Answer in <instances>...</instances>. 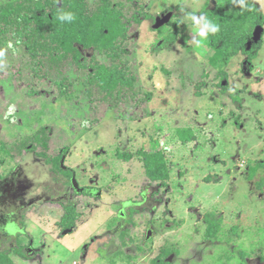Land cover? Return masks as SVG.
<instances>
[{
    "label": "rangeland",
    "instance_id": "rangeland-1",
    "mask_svg": "<svg viewBox=\"0 0 264 264\" xmlns=\"http://www.w3.org/2000/svg\"><path fill=\"white\" fill-rule=\"evenodd\" d=\"M14 1L0 0V5ZM253 1L264 16V0ZM204 8H211L209 0H154L151 19L136 28L131 58L138 78L135 90L152 95L145 107L148 116L139 120L131 117V106L128 114H117L110 101L91 102L84 80L75 81L64 97H57L48 81L18 89L12 81L23 54L13 53L3 41L7 51L0 59V174L21 167L25 175L51 178L43 160L18 149L47 127L46 154L57 156L68 146L65 165L75 171L81 186L100 190L92 198L75 197L81 218L68 232L55 224L61 215L57 205L32 208L21 220H12L22 232L8 233L23 234L24 242L33 241L31 249H41L26 258L12 256L15 264H151L165 248L173 251L167 264H236L241 251L250 253L248 264H264L254 258L264 254V185L258 188L264 173L245 181L247 164L264 159V35L250 76L243 70L245 57L237 55L225 68L228 78L222 89L216 70L199 52L183 47L195 46L193 41L199 39L191 22L182 20L184 13L201 15ZM165 11H172L170 23L153 30L154 18ZM175 22L186 26L182 38L155 51ZM66 74L77 78L74 72ZM31 88L48 96L29 97ZM237 89L241 109L229 97ZM94 118L99 123L89 131L80 127ZM179 128H191L196 140L182 145L175 134ZM157 150L163 152L169 171L166 187L145 179L138 158L139 151ZM123 154L130 160H123ZM56 175L70 179L57 169ZM206 177L213 180L207 183ZM119 213L125 214L123 220ZM207 213L222 217L215 241L203 236ZM147 230L151 235L145 240ZM13 246V239L0 238V251Z\"/></svg>",
    "mask_w": 264,
    "mask_h": 264
},
{
    "label": "trees",
    "instance_id": "trees-1",
    "mask_svg": "<svg viewBox=\"0 0 264 264\" xmlns=\"http://www.w3.org/2000/svg\"><path fill=\"white\" fill-rule=\"evenodd\" d=\"M153 1L16 0L1 4L0 49L11 42L14 49V51L11 49L12 52L21 51L23 54L22 63L18 66L19 70L13 75V86L22 89L26 85L48 81L57 90V97H64L71 93L75 81L84 80L88 86L84 93L91 102L96 99L103 102L110 101V106L116 107L117 114H128V106H131L134 112L131 111L130 114L134 120L147 117L145 107L152 95L149 92L135 90L138 78L134 68L135 62L131 58L136 28L143 21L151 19L149 8ZM213 1L212 4V0H209L211 8H204L201 14L207 15L213 22L219 24L220 32L215 36H209L207 42L199 48L196 45L183 47L187 52H199L208 66L216 70V76L219 78L218 86L225 89L221 82L227 80L225 68L230 60L242 55L250 63L256 58L261 41L252 43L249 50L246 46L251 41L254 29L257 26L263 28L264 16L253 0H244V7H241L239 0ZM61 9L74 13L76 19L71 23L60 22L57 15ZM185 30L184 24L173 23L172 31L161 39L154 50L158 51L172 45L178 37L182 38L179 34ZM5 40L7 42L4 44ZM67 72H74L77 76L76 80L68 77ZM25 76L29 81L25 82ZM239 93L240 91L236 90L230 94L233 102L240 101ZM27 96L38 98L48 95L42 90L31 88L27 91ZM197 96H200V93ZM7 117L15 123L13 114ZM98 123L99 120L96 118L87 124L84 120L80 123V127L89 131ZM48 130L47 127H42L28 139L27 145H20L18 149L22 152L31 146V150L34 151L36 146H40L42 151H38L36 156L51 162L54 169L59 170V160L62 155L69 152V148L68 146L61 148L60 154L55 157L47 155L45 152L48 146ZM175 134L182 145L196 140L191 128L176 129ZM5 152L12 157L10 152ZM120 157L125 161L130 160L128 154ZM138 158L148 180L168 182L169 171L163 152L139 151ZM247 167L249 178L259 171L261 174L264 173V161L248 163ZM67 176L70 178V172ZM212 180L210 177L204 178L207 183ZM260 181L258 188L264 185V179ZM75 196L77 195H74V199ZM61 211V216L55 223L61 232L73 228L81 218V212L73 201L62 204ZM203 221L206 225L204 238L208 241L217 240L222 228L221 215L207 213ZM22 235H16L12 248L0 251V264H15L12 256L26 258L24 249L27 243L22 239ZM172 253L169 248L162 249L151 264H167L166 259ZM249 254L241 251L236 264H248ZM254 258L264 262L263 253L261 255L258 253Z\"/></svg>",
    "mask_w": 264,
    "mask_h": 264
},
{
    "label": "flooded vegetation",
    "instance_id": "flooded-vegetation-1",
    "mask_svg": "<svg viewBox=\"0 0 264 264\" xmlns=\"http://www.w3.org/2000/svg\"><path fill=\"white\" fill-rule=\"evenodd\" d=\"M168 12H172V11H165L162 14H166ZM162 14H160L159 16H161ZM155 18H154V20H155ZM263 35H264V27H263L261 39H262ZM261 39H260V41H261ZM250 48H251V46H250ZM257 55H258V52H257ZM254 60H252L250 63H248L247 58H245L244 64L247 66V69L243 68V70L245 69V71L247 73L245 76H250L249 73L253 69V61ZM227 78H228V75H227ZM223 83L226 84L227 80H223L221 82V85ZM222 86L224 87L225 85H222ZM240 94H242L241 91L239 93L240 101L238 103L236 102L239 105V106L237 105L238 109H241L240 105L243 104L242 103L243 99L241 98ZM229 97H230V95H229ZM236 126L238 128H241V126L238 124ZM157 151H159V150H157ZM30 152L35 156L36 159H40V160L44 161V164H45V166H47L48 171L50 172L52 177L49 179H46V180L45 179L41 180V179H39L38 176H34L33 173L30 175H25V174H23L21 167L17 168V165H15L17 168L16 170H15V167H13V169H11V171L9 173H7L6 175L0 174V238H6L7 237V238H11L14 240L15 237H12L8 233V231L6 230L7 223L9 221H12V220L15 221V219H18V218H20V220H21L24 217V215L26 214V212H28V211L31 212L32 208L34 210V209H36L42 205L44 206L47 204H49V205L51 204V205H57L61 210L62 204H68L72 201L75 203V206L78 205L77 201H75V199H74L75 194L77 196H81V197L92 198V197L98 196L100 193L99 189L81 186L79 184V181L76 179L75 171L65 165V159H66L69 152L66 155L61 156V158L59 160V165H58V169L60 172L65 173L66 175L70 172L71 176H70L69 180H66L63 178L59 179L56 175V169H54V165L51 162H47L45 159L37 157L36 153L38 151H35V150L32 151L31 146H28L26 148V150L22 151L21 153L24 155V153L26 154V153H30ZM146 152L150 153V152H156V151H146ZM58 154H60V152ZM52 157H55V156H52ZM259 161H264V159L259 160ZM248 171H249V168L246 167V170H245V181L246 182H250V181L254 180V178L257 174L259 175V177L262 176L260 174V171H259V172L255 173L253 177L249 178ZM143 172H144V170H143ZM144 177L146 180H148L147 177L145 176V174H144ZM72 179H74L76 181L77 188L73 187ZM148 182L157 183L158 186H162V187L167 186V183H161L158 181L148 180ZM95 190H97L96 193H94ZM164 191H166V189ZM140 193H142L141 196L144 199V195H143V193H145L144 188H143V191ZM78 207L79 206H77V208ZM131 211L132 210L129 208V212H131ZM61 213H62V211H61ZM124 216H125V214L119 213V215L117 217H118V219L123 220ZM78 222L79 221H77V223ZM127 222H128V220H127ZM77 223L75 224V226L77 225ZM73 228H71V229H73ZM71 229L65 230V231H70ZM150 235H151V230H147L145 235H144V239L147 240ZM26 242H27V246L24 249L26 251V254L29 253L30 251H33V253L41 252L40 247H37L35 249L30 248L33 245L32 244L33 241L31 239H29ZM85 249H86V245H85ZM160 252H159V254H160ZM169 258H171V257H169Z\"/></svg>",
    "mask_w": 264,
    "mask_h": 264
},
{
    "label": "clouds",
    "instance_id": "clouds-1",
    "mask_svg": "<svg viewBox=\"0 0 264 264\" xmlns=\"http://www.w3.org/2000/svg\"><path fill=\"white\" fill-rule=\"evenodd\" d=\"M239 3L241 7H244V0H239ZM57 19L62 23H71L76 17L74 13L61 9L58 11ZM185 19L191 22V25L196 32V36L199 37V39L193 41L197 48L206 43L209 36H215L220 32V25L213 22L207 15H197L193 12H185L182 20ZM7 49H13L11 42L8 43ZM6 51V49H0V59L5 56ZM6 230L12 235H15L17 232H22V229L18 228V226L11 221L7 223Z\"/></svg>",
    "mask_w": 264,
    "mask_h": 264
},
{
    "label": "water",
    "instance_id": "water-1",
    "mask_svg": "<svg viewBox=\"0 0 264 264\" xmlns=\"http://www.w3.org/2000/svg\"><path fill=\"white\" fill-rule=\"evenodd\" d=\"M212 3H214L213 0H212ZM171 18H172V12H168L166 14H162L161 16L156 17L154 20V24L152 25V29L157 30V29L161 28L162 26L168 24L170 22ZM262 32H263V28L260 26H257L254 29V31L252 33L251 41L247 43V47H246L247 50L250 49V46L252 43L256 44L260 41ZM224 84L225 83H223L222 85H224ZM72 185L74 188H77V183L74 179H72ZM169 261H170V258H169L168 262Z\"/></svg>",
    "mask_w": 264,
    "mask_h": 264
}]
</instances>
